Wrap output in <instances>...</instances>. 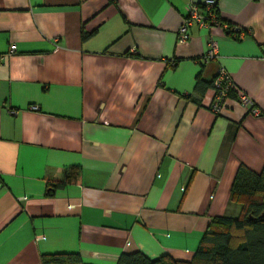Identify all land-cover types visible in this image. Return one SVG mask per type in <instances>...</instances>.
I'll use <instances>...</instances> for the list:
<instances>
[{"label":"crops","instance_id":"crops-1","mask_svg":"<svg viewBox=\"0 0 264 264\" xmlns=\"http://www.w3.org/2000/svg\"><path fill=\"white\" fill-rule=\"evenodd\" d=\"M209 1L223 26L180 44ZM222 68L252 105L230 97L217 116L196 84ZM241 166L264 169V0H0V264L190 262L214 218L239 216Z\"/></svg>","mask_w":264,"mask_h":264},{"label":"trees","instance_id":"trees-1","mask_svg":"<svg viewBox=\"0 0 264 264\" xmlns=\"http://www.w3.org/2000/svg\"><path fill=\"white\" fill-rule=\"evenodd\" d=\"M228 33L234 38L231 28ZM87 36L83 33L84 39ZM214 81L207 83L199 77L196 91L203 93L214 86ZM236 96L233 90L230 97ZM79 177L78 166L66 169L60 179L49 180L51 192L76 183ZM231 201L241 206L239 216L214 218L190 262L177 261L170 256L150 259L136 252L123 253L118 264H264V169L256 173L241 166L232 186ZM42 264L85 263L78 253H57L42 256Z\"/></svg>","mask_w":264,"mask_h":264},{"label":"built area","instance_id":"built-area-1","mask_svg":"<svg viewBox=\"0 0 264 264\" xmlns=\"http://www.w3.org/2000/svg\"><path fill=\"white\" fill-rule=\"evenodd\" d=\"M207 11L206 14L200 12L201 6L198 4H191L189 6L188 15L185 18L183 25L179 29V43L186 44L190 41L192 36V30L194 27L198 28H210L211 26H223L216 11V3L213 1L206 2L203 5ZM228 31L232 30V36L235 39H244L246 34L244 31L237 27L224 26ZM218 43L211 39L208 45V52L205 60H213L218 55ZM16 46H11L10 54L15 53ZM215 97L211 104V111L215 115H221L227 100L230 98L231 92L234 90L238 96L240 102L245 105H252L251 99L243 92L236 89L229 74L222 68L216 75L214 86ZM255 116H260L261 112L258 109H253ZM24 200V199H23Z\"/></svg>","mask_w":264,"mask_h":264}]
</instances>
